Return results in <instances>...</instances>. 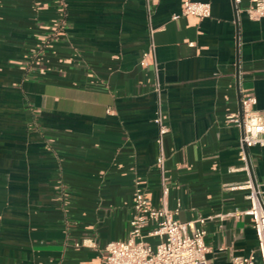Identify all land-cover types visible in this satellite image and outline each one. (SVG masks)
<instances>
[{
  "label": "crops",
  "instance_id": "0c3cea01",
  "mask_svg": "<svg viewBox=\"0 0 264 264\" xmlns=\"http://www.w3.org/2000/svg\"><path fill=\"white\" fill-rule=\"evenodd\" d=\"M0 0V264H102L124 240L139 184L162 205L159 111L181 221L208 217V264L257 246L247 180L264 146L241 149V97L264 115V17L250 0ZM149 53L148 64H141Z\"/></svg>",
  "mask_w": 264,
  "mask_h": 264
},
{
  "label": "built area",
  "instance_id": "2783aa9c",
  "mask_svg": "<svg viewBox=\"0 0 264 264\" xmlns=\"http://www.w3.org/2000/svg\"><path fill=\"white\" fill-rule=\"evenodd\" d=\"M241 0H234L237 6ZM254 19L264 17V0H250L244 9ZM207 18L211 15L208 1L181 0L180 11L173 14ZM149 53L145 52L141 64H148ZM256 97L246 92L241 97V116L229 115L228 121L242 128L239 140L241 149L250 146H264V115L256 109ZM157 126L156 142L158 155L156 167L159 172L161 206H154L139 184L133 195V213L129 220L128 236L124 240H114L106 244L102 264H208L209 247L205 241V223L208 217L198 216L193 220H178L173 210L165 206L170 189L168 170L165 166L163 138L169 131L168 125L158 111L153 118ZM249 206L244 210L231 212L234 215H248L251 218L257 240L254 252L247 256H234L233 264H264V196L261 184L247 180Z\"/></svg>",
  "mask_w": 264,
  "mask_h": 264
},
{
  "label": "water",
  "instance_id": "95a60500",
  "mask_svg": "<svg viewBox=\"0 0 264 264\" xmlns=\"http://www.w3.org/2000/svg\"><path fill=\"white\" fill-rule=\"evenodd\" d=\"M239 115L241 116V106H240V110H239ZM245 150H246V147H245Z\"/></svg>",
  "mask_w": 264,
  "mask_h": 264
}]
</instances>
